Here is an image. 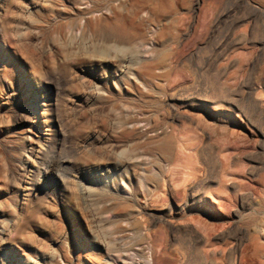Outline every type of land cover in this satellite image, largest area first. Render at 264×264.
I'll use <instances>...</instances> for the list:
<instances>
[{
	"label": "rangeland",
	"instance_id": "rangeland-1",
	"mask_svg": "<svg viewBox=\"0 0 264 264\" xmlns=\"http://www.w3.org/2000/svg\"><path fill=\"white\" fill-rule=\"evenodd\" d=\"M0 1V264H122L111 234L143 242L139 264H206L193 214L227 230L220 251L241 241L235 264H264V0ZM54 114L65 176L31 198L22 163ZM189 183L214 210H169Z\"/></svg>",
	"mask_w": 264,
	"mask_h": 264
},
{
	"label": "bare ground",
	"instance_id": "bare-ground-1",
	"mask_svg": "<svg viewBox=\"0 0 264 264\" xmlns=\"http://www.w3.org/2000/svg\"><path fill=\"white\" fill-rule=\"evenodd\" d=\"M1 4L2 3L0 1V5ZM241 43H242V39H239V41L233 40L232 42L229 43L230 45L229 44L227 45V47L228 46L231 47V46L238 45V44L240 45ZM224 50H227V49L224 48ZM232 57H234V56H232ZM234 62H235L234 58L230 59L228 66H226L225 69L222 68L221 70H218L217 75L220 76V75L226 74L228 71L227 69L229 68V66L233 65ZM218 90L221 94H223V93L226 94V93L231 92V89H227L223 85L218 86ZM44 91H47V88H44ZM32 96H33V94H32ZM34 96H36V97L38 96L36 91H34ZM37 102H38V99H37ZM189 103H190L189 99H183L182 100L183 106H187V105H189ZM201 105L206 106L207 104L203 103ZM229 106L233 107L234 104L232 103ZM37 109H38L37 111L39 113L42 111V110H39V107H37ZM237 112L239 114L241 111L237 110ZM170 115L173 119H177V120H183L186 117V115L184 113H182L181 111H172V112H170ZM58 116L56 114H54L49 121L50 124L54 126V132H53L52 137H47V135H46V138L40 137L39 142H38L39 149H37L35 146H32V147L26 149L27 152L30 151V154H33V156H34L32 166H30V167L28 166V158H29L28 154H26L27 159L24 160V162L22 163V169L24 171H26V170L29 171V173L33 174V176H34L32 181L30 182L31 187H30V193L29 194H30L31 198L43 197V193H44L45 189L47 188V186L49 187L50 185H55L56 182L60 178L63 179V177L65 176V174L60 170V168L63 166L64 161H65V157L63 155V152H64V148H65L64 136H65L66 132H64V129H63L62 124H61L62 122H60V119ZM239 116L243 120H245L243 117V114L240 113ZM15 119L19 120L20 122H23L27 119V117H25V115L19 114L17 118L15 117ZM208 120H209L208 118H204V117L199 115V121L198 122L200 125H202L204 127V130H207V128H209V129L213 128V127H211V124L209 123L210 120L209 121ZM138 123H140V121ZM47 129L49 130V127H47ZM233 133H235L234 130L232 131V134ZM138 155H136L135 157H139ZM135 157L133 158L134 161H141L142 162V160H140L141 159L140 157H142V156H140L139 159L138 158L135 159ZM142 159H144V158H142ZM142 165H144V162ZM114 166L119 167V162H115ZM175 170H176L175 168H171L170 172L173 173V172H175ZM39 178H41L43 180V182H42L43 185L39 184V182H38ZM188 178L186 177L185 180H188ZM199 187H200V185H197V184H191V183L187 184L186 188H185L186 197L182 201V203L179 205L178 210H177V208L175 209L172 205H170L169 210H171V211L174 210L176 213H180L181 211H186L187 208H191L192 212H197L199 202L202 206L203 211L209 212L210 210H214L215 206L213 203L215 201H217V199L210 201L209 199L202 197V194L199 193ZM89 199H91V197ZM143 209L148 211V213L152 217L153 221L160 219V220H164V221L168 222L167 214H160V213H157L155 211H149L146 206L145 207L143 206ZM100 216L102 217V215H100ZM206 219L207 218H204L200 214L187 215V217H185V221L188 223V225L186 224L187 228L191 232L195 233V235H197L198 237H202V239L206 243V247L204 249V256L207 260L206 264H220L219 260H218L220 258H222L223 260L229 259V260H231V262H233L235 264L236 263V255L242 246L241 241L240 240L234 241L232 244H229L227 246V248L225 247V249L220 251L219 246H216L214 240L215 239L216 240L224 239L226 234H227V230L224 229V226L223 227L217 226V224L214 226L207 225L206 222L208 220L205 222ZM10 222H11L10 219H7V220H3L0 223V241H2L4 239L2 234H6V235L8 234L9 228H11V225L9 226V224H11ZM100 222L101 223H100V225H98V229H100V230L101 229H103V230L109 229L110 230V224H112V223H110V220L102 218L100 220ZM192 224H194V225H192ZM208 224H209V222H208ZM213 224H215V222ZM213 224H211V225H213ZM175 228L181 229V227H176V225L175 226L170 225L171 230H174ZM103 234H105V233H103ZM115 235L111 234L110 240L108 241V243L104 242V244L106 243L105 244L106 248H107V244L110 247V249H108L109 250L108 253H109L110 258L113 261L118 262V263L120 262L122 264H129V263L130 264H139L140 260L138 259L137 255H139L138 250H141V249L143 250V245H144L143 242H136V241L133 242L132 238L129 239L130 237H125L124 234H123V236H119L116 238H115ZM111 236H114V237H111ZM102 241H104V240H102ZM114 253H118V254L115 255ZM180 260H182V259H180Z\"/></svg>",
	"mask_w": 264,
	"mask_h": 264
}]
</instances>
